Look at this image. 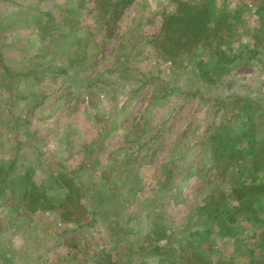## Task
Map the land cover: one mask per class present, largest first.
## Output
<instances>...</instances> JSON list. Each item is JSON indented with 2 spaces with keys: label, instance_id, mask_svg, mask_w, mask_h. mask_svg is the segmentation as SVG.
Wrapping results in <instances>:
<instances>
[{
  "label": "rangeland",
  "instance_id": "rangeland-1",
  "mask_svg": "<svg viewBox=\"0 0 264 264\" xmlns=\"http://www.w3.org/2000/svg\"><path fill=\"white\" fill-rule=\"evenodd\" d=\"M169 1L136 0L117 23L114 40L99 54L94 69L77 72L78 69L70 68L69 56L57 42L61 40L44 49L50 37L42 39L35 26L40 15L42 21L46 20L42 15L45 12H49L52 19L59 23L62 15L75 6L73 0H0L1 64L19 75L17 78L14 75L7 77L3 74L5 69L0 68V163L6 166L14 163L11 177L22 176L31 170L32 180L37 183L45 180L47 174H55L57 161L63 163L68 171L78 169L84 163V169H79L76 174L80 182L92 189L89 198L82 201L91 215L87 221H82L80 227H63L57 213L37 212L29 215L24 214L22 208H19V214L9 212L6 206L8 192L0 195V203L5 201V206L0 205V220H3V229H6L0 237L4 253L0 256V264H3L4 258L11 259L13 264H108L105 262L107 256L111 261L117 259V264H161L157 258L132 257L131 261L125 260L128 239L134 241L135 237L152 231L155 223L153 213L163 215V223L169 232H178L194 205H204L205 189L196 188L199 183L197 179L189 180L187 186L180 189L185 203L174 204L171 192L160 188L159 181L164 178L160 175L161 165L168 161L169 167L178 169L179 173L184 172L187 165L201 166L208 156L210 133H214L215 128L223 123V128L230 126L231 135H235L248 127L246 117L233 120L214 100L206 101L200 99L198 94L195 96V88L187 82L186 76L170 83L175 77L169 74L168 64L161 63L150 46H145L141 62L130 63L137 69L133 76L123 77L116 82L114 74L108 77L104 74L110 65L104 62L105 56L115 45V37L138 23H141L144 34L149 37L156 35L160 26L158 12L163 6L170 10ZM226 2L231 8L240 3L247 4L248 11L244 16L246 25L249 29L257 27L259 19L251 0ZM94 6L93 0H87V11ZM87 11L83 10L79 15L80 25L92 32L94 12L88 14ZM27 18L29 21H24ZM59 33L62 31L54 33L52 37H57ZM98 39L96 37L95 41ZM251 45V34L244 33L242 43L228 47V52L236 55L241 48ZM53 49L58 50L52 61L51 57L44 60L39 57ZM86 51L91 52L90 49ZM259 64L257 61L250 67L234 68L229 76L213 86L214 95L235 93L263 99L264 76ZM141 74L147 79L141 78ZM106 78L110 85L103 83ZM151 79H157L155 84L149 82ZM86 84L93 86L88 90L85 89ZM166 86L182 93L176 92L165 99L153 101L154 95H162V88ZM99 89L104 90L96 93ZM87 91L95 92V95L90 97ZM202 94L205 95L204 91ZM38 103L41 104L34 109L33 106ZM31 108L32 112L29 111ZM137 126L145 130L144 134L138 128L137 132L134 131ZM263 127L257 128L260 131L254 135L258 142L264 140ZM63 135L69 136L68 147L62 139ZM134 137L139 141L141 139V142L147 141L146 146H150L147 151L143 149L140 157L149 156L152 150L156 152L151 158L144 159L149 164L139 168L141 190L136 194L141 199L154 197V209H143L138 201L128 200L127 193L118 183L122 179L121 151L123 148H127L129 153L137 150L138 144L129 142ZM108 167L112 170L110 174H107ZM101 174L110 175V181L117 184L113 187L111 182L100 177ZM180 180L181 175H178L174 183L181 185ZM98 188L104 189L107 198L112 200L109 204L98 206L91 201ZM260 218L262 222L258 227L239 217V228L243 233L241 238L246 239V247L264 260L256 238L264 229V213L260 214ZM23 220L25 222H19ZM27 225H31L32 232L25 228ZM206 225H202V230L210 229L211 235L201 232L198 236L205 253L213 261L227 259L236 247L234 238L227 234L222 236L215 223L208 222ZM112 227L117 228L116 235H112ZM127 230L129 234L123 240ZM194 241L198 242L197 239ZM159 245L167 246L164 242ZM177 246L178 241L173 243L174 248ZM248 260V255L234 259L239 264H246Z\"/></svg>",
  "mask_w": 264,
  "mask_h": 264
},
{
  "label": "trees",
  "instance_id": "trees-1",
  "mask_svg": "<svg viewBox=\"0 0 264 264\" xmlns=\"http://www.w3.org/2000/svg\"><path fill=\"white\" fill-rule=\"evenodd\" d=\"M73 1L75 6L62 15L59 23L52 19L49 12H45L42 15L46 17V20L42 21L40 15V18L35 21V26L42 39L46 36L50 37L44 49L51 47L50 44L56 43L57 40H61L57 42L61 44L63 51L66 50L70 68L83 72L86 68L94 69L97 65L99 54L114 40L117 23L122 19L125 10L136 3V0H93L95 6L88 11L87 0ZM169 5L170 10L163 6V9L158 12L160 26L156 35L147 36L141 31V23H138L136 27L121 34L122 36L115 37V45L111 46L105 56L104 62L110 64L104 72L105 77L114 74L118 82L123 77L133 76L137 69L130 63L141 62L145 46H150L159 61L168 64L169 74L175 77L169 81L170 83H175L181 76H186L187 82L195 88V96L198 94L200 99L206 101L214 100L221 110L230 114L233 120L245 116L249 125L235 135H231L230 126L223 128V123L215 128L216 131L208 136L210 148L207 159L201 166L187 165L184 167V172L179 173L178 169L169 167L168 161L161 165L160 175L164 178L163 181H159V185L162 190L171 192L174 204L185 203V200L181 198L180 189L185 188L191 179L198 180L196 188L205 189V203L203 206L194 205L186 217L183 228L178 232H169V228L163 223V215L153 213L154 228L143 236L135 237L134 241L128 239L124 258L130 261L132 257L157 258L161 264H239L234 261L236 256L239 258L248 255L249 260L246 264H264L261 256H255L246 247V239L241 238L243 233L239 228L241 223L239 217L248 224L259 227L262 222L260 214L264 213V140L258 142L254 136L260 131L257 128L264 126V93L263 99L260 100L235 93L218 96L214 95L213 87L222 78L229 76L234 68L250 67L257 61L260 62L259 68L264 76V0H251V5L255 7V13L259 19L257 27L253 29H249L246 25L244 16L248 8L244 3L231 8L226 0H220L219 3L218 0H170ZM83 10H86L88 14L94 12L92 18L95 25L91 27L92 32H89L88 27L80 25L79 15ZM24 21H29V18ZM60 31H62L61 34L59 33L55 38L52 37L54 33ZM244 33L251 34L252 45L241 48L236 55L230 54L228 47L234 44L240 45ZM96 37L99 38L97 41H95ZM88 49L91 52L88 53L86 51ZM57 50H47L39 57L42 60L51 57L52 61ZM2 51L0 45V68L5 69L3 74L7 77L14 75L17 78L18 72L13 73L1 64ZM142 77L147 79L145 75ZM99 81L102 82V80ZM138 81L141 79L138 78ZM155 81L157 79H151L149 82L155 84ZM103 83L110 85L108 78L103 79ZM92 86L86 84L85 89L90 90ZM103 90L99 89L95 92L100 93ZM203 91L205 95L202 94ZM95 92L87 91V94L92 97ZM176 92L182 93L175 88L163 87L162 95H154L153 101L165 99ZM40 104L34 105L33 108H37ZM29 111L32 112V108ZM243 122L246 123L244 120ZM241 123L242 120H240ZM137 130L141 134L145 132L139 126L134 129L135 132ZM62 139L68 147L69 136L63 135ZM129 142L138 144V147L134 153H129L127 148L121 151L123 152L120 164L122 179H119L118 183L127 193L128 200L138 201L143 209H154L156 204L154 197L141 199L136 197V194L141 190L139 168L149 164V162L145 163L144 159L151 158L156 152L152 150L150 157L144 154L142 158L140 154L143 149L146 148V151L150 149L149 145L146 146L147 141L141 142V139L139 141L134 137ZM243 143L245 146L242 147ZM56 166L55 174L49 173L45 180L37 183L32 180L31 170L22 176L11 177L14 163L11 162L7 166L0 163V195L8 192L6 206L9 212L19 214V208H22L24 214L29 215L37 212H52L58 214L63 227L82 226V221H87L88 216L91 215L82 201L89 198L92 189L91 186L80 182L76 173L79 169H84L85 164L82 163L78 169L71 171L58 161ZM108 168L107 174H110L112 170L111 167ZM178 175H181V185L174 183ZM100 177L106 182H111L110 175L101 174ZM115 184L117 183L111 182L113 187ZM92 198L91 201H95L98 206L112 201L107 198L102 188H98L95 197L92 196ZM0 205L5 206V201ZM92 213L94 216V211ZM25 219L27 221V217ZM1 221L3 220H0V237L6 231ZM208 222L219 226L222 236L227 234L234 238L236 247L227 259L213 261L201 246V240L198 239L200 233L211 235L210 229L202 230V225ZM27 227L29 231H33L31 225L25 228ZM111 229L112 235H116L117 228ZM125 232L123 240L127 238L129 230ZM177 234H179L178 237H176ZM256 238L258 249L264 255V229L257 234ZM195 239L198 242H195ZM176 241L178 246L174 248L173 243ZM160 242H164L167 246L159 245ZM1 254L4 255L0 242V256ZM107 257L106 263H118L117 259L111 261V258ZM3 264H13V262L9 258H4Z\"/></svg>",
  "mask_w": 264,
  "mask_h": 264
}]
</instances>
